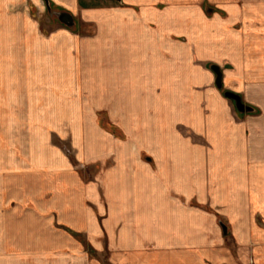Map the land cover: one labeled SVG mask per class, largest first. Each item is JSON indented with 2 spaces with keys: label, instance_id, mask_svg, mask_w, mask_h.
Returning a JSON list of instances; mask_svg holds the SVG:
<instances>
[{
  "label": "crops",
  "instance_id": "1",
  "mask_svg": "<svg viewBox=\"0 0 264 264\" xmlns=\"http://www.w3.org/2000/svg\"><path fill=\"white\" fill-rule=\"evenodd\" d=\"M49 1L74 16L76 29L96 32L77 37L56 24L43 36L29 12L47 11L45 0H0L1 91L12 86L50 96L35 102L40 112L30 118L42 129L34 137L40 145L19 168H33L39 194L24 192L14 202L18 226H10L12 204L3 188L0 237L8 242L0 246V262L40 255L70 260L63 264H100L88 261L65 228L108 253L111 264H264V0ZM205 5L219 11L208 17ZM207 63L223 68L225 87L259 114L239 116L215 88ZM154 72L166 74L167 82H154ZM99 75L110 83L100 84ZM137 76L147 81L139 91ZM123 91L147 100L154 128L162 118L158 97L168 102V95H178L179 119L163 126L183 146L161 154L140 143L142 130L132 132L124 122L130 114L120 108ZM75 95L83 101L75 102ZM190 110L193 118L185 120ZM102 112L127 139L99 127ZM202 117L207 122L200 125ZM180 126L207 144L195 145ZM51 131L72 140L76 135L83 164L112 159L113 165L84 181L50 145ZM112 143L111 151L100 148Z\"/></svg>",
  "mask_w": 264,
  "mask_h": 264
},
{
  "label": "rangeland",
  "instance_id": "2",
  "mask_svg": "<svg viewBox=\"0 0 264 264\" xmlns=\"http://www.w3.org/2000/svg\"><path fill=\"white\" fill-rule=\"evenodd\" d=\"M52 11H57L56 9L52 8ZM205 11L207 13L208 17H213L219 10L216 9V7H210L209 5H205ZM59 12V11H57ZM29 16L33 19V21L38 22L41 26L40 33L43 36H49L53 31V26L62 25L64 28L68 29L69 31L73 32V34L77 37L80 35H94L96 30L95 28H89V27H79L76 29V20H75V26L73 28H68L67 26L63 25L58 17L52 12L50 13L49 10L38 13V10H30ZM222 17H225V14H221ZM74 17V16H73ZM92 27V26H91ZM1 60V59H0ZM205 69H208L214 76H215V88L218 90V92L223 96V98L231 103V105L234 106L236 111L238 112L239 116H246V115H257L259 114V111L248 104L245 103L243 97L244 105L249 106L254 109L251 113H245L242 114L238 111L236 107V103L231 100L230 98L225 96V92H232V90H229L225 87L224 77H223V88L218 89V86L216 84L217 75L213 71V67L220 68L222 74H223V68H221L219 65L217 66L215 63H207L203 64ZM1 70V69H0ZM155 70V69H154ZM149 74V71H147ZM145 73V72H144ZM166 74L163 76H155V72L153 73V81L156 82L157 79L161 80V78H164V81L166 80ZM224 76V75H223ZM136 79L137 88L136 90H140L142 86L146 85L147 81L142 82L139 80V76ZM96 78L99 80L100 84H108L110 83L108 79L104 77V75L96 76ZM132 80V87H134V76L131 78ZM169 81V80H168ZM12 85V84H11ZM206 88V87H205ZM202 88L201 91H205L206 89ZM8 89V88H7ZM9 93H4L1 91L0 88V199L3 197V188H4V196L9 198V202H11V217L10 220H13L15 217V212L17 210V206L14 202L18 198H20V195L25 194V196L28 194L29 198H34L35 195L39 194V190L37 188V181H34L33 176L31 174L34 172L33 168H24L23 171H20L21 169L19 166L22 164L23 166L27 167L28 163L32 161L31 152L34 149V147H38V144L35 143V135L41 134L42 129L38 127L31 126L30 118L32 115L36 114L35 112H40V109L36 106L35 109V102L39 101L41 98L46 99L50 97L49 95H32L31 93L23 92L22 90L13 89L12 86L8 89ZM134 93V92H133ZM237 94V93H235ZM148 96V95H147ZM169 97L172 96V100L166 102V96H159L156 101V112L160 115H162V118L160 119L161 123L159 124V127L153 125L152 118L149 115L145 114L144 107L146 106L147 100L145 98H140L139 95L135 94H127L126 91H123L122 94L119 95V104L120 108L125 109L127 113L130 114V117L125 119L126 127L133 131H136L137 129H141L142 133L138 137L140 143H142L144 146L148 147L149 149L153 150L154 152H160L161 154L165 151L169 150H178L179 147L183 146L182 143H178L174 138L167 137V131H164L163 123L167 122L168 120L174 121L176 119H179V117H176L178 115L177 111V102H178V95L170 94ZM93 97V96H92ZM96 97V96H94ZM93 97V98H94ZM84 97L76 96L75 95V102L79 101L81 102V99L83 101ZM149 99V96H148ZM39 106L43 102H38ZM119 106V105H118ZM124 111V110H123ZM188 116H186L185 120H189L193 118V110L189 111ZM133 116H136L134 119ZM139 120V121H138ZM109 119L106 116L105 113H98V125L99 127L112 135L114 138L118 140H124L127 138H124L125 131L121 127L111 125L109 123ZM202 122H207L204 117L200 118V125ZM207 125V123H205ZM205 125L201 127L202 129H205ZM154 128V129H153ZM45 129V128H44ZM73 131L77 128H72ZM178 130L180 131L182 136L188 137L192 143L195 145H202L204 146L207 141L203 138V140H200V135L194 130L188 126H180L178 127ZM74 131V132H75ZM60 132L54 133L53 131L50 132V145L52 147L60 150L63 152L65 156H67L72 162V165L74 169L78 172V174L81 175L84 181L92 182L96 179H98L100 172H103L104 170L110 168L113 165L114 160L112 159H105L103 160H93L92 162L88 164H83L77 156L82 152L80 143L78 139L76 138V135H74L73 140L71 137L66 136H58ZM61 134V133H60ZM205 141V142H204ZM207 144V143H206ZM89 149H95L94 151L97 152V148H95L92 143L90 144ZM114 144L107 145L104 147H100L102 151H111L114 149ZM112 148V149H110ZM107 149V150H106ZM5 156L4 159L1 157ZM24 157V158H23ZM9 158V159H8ZM4 162V163H3ZM3 163V164H2ZM156 166V165H155ZM20 172H25V177H22L20 175ZM3 174V176H2ZM20 176V177H17ZM26 192V193H24ZM49 195V194H48ZM47 195V197H48ZM49 198V197H48ZM48 198H46L48 200ZM15 200V201H12ZM1 209V208H0ZM2 214H0L1 217ZM16 219V218H15ZM17 221V220H16ZM19 222V221H18ZM225 226L228 224L223 221L222 222ZM10 226H18L16 225V222L13 220L10 222ZM222 227V226H221ZM58 228H61L59 226ZM71 235L77 241L81 246L82 249L88 254V261L91 262H99L100 264H111L108 253H98L93 249V247L89 244V242L85 239V237L81 234L74 233L71 230L61 228ZM228 229V228H227ZM11 231V230H10ZM12 232V231H11ZM10 232V234H12ZM224 232V231H223ZM229 234V229L227 231L226 236ZM10 243H12L14 240L12 237H10ZM30 240L23 239V243ZM8 242L6 239H1L0 237V246ZM229 246L231 245V242H228ZM11 262L10 264H63L66 262H70V260H61V256L57 258L52 257L51 259L49 256H40V255H24L21 256L19 259L15 256H11ZM54 258V259H53ZM13 260V262H12ZM1 261V260H0ZM75 260H72V262ZM2 262V261H1ZM0 262V264H2Z\"/></svg>",
  "mask_w": 264,
  "mask_h": 264
},
{
  "label": "water",
  "instance_id": "3",
  "mask_svg": "<svg viewBox=\"0 0 264 264\" xmlns=\"http://www.w3.org/2000/svg\"><path fill=\"white\" fill-rule=\"evenodd\" d=\"M116 1H121V0H116ZM45 2H46L47 9L49 10V12L50 13L52 12V14L54 13L63 25L67 26L68 28H73L75 26L74 24L75 20H74L73 15L66 13V12L52 11V6H51L50 1L45 0ZM212 69L217 75L216 84L218 86V89H222L223 88V74L220 68L213 67ZM225 93H226L225 94L226 97L230 98L236 103L235 105L240 113L245 114L246 112L251 113L254 111L253 108L244 105L245 103L243 102V99L240 95L232 93V92H225ZM221 226L223 229L222 231H224V234H227V231H228L227 226H225L223 223H221Z\"/></svg>",
  "mask_w": 264,
  "mask_h": 264
},
{
  "label": "trees",
  "instance_id": "4",
  "mask_svg": "<svg viewBox=\"0 0 264 264\" xmlns=\"http://www.w3.org/2000/svg\"><path fill=\"white\" fill-rule=\"evenodd\" d=\"M51 6H52V4H51Z\"/></svg>",
  "mask_w": 264,
  "mask_h": 264
}]
</instances>
